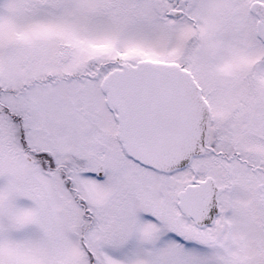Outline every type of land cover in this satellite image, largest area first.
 Returning <instances> with one entry per match:
<instances>
[{
	"label": "snow or ice",
	"instance_id": "6c2138e0",
	"mask_svg": "<svg viewBox=\"0 0 264 264\" xmlns=\"http://www.w3.org/2000/svg\"><path fill=\"white\" fill-rule=\"evenodd\" d=\"M0 264H264V0H0Z\"/></svg>",
	"mask_w": 264,
	"mask_h": 264
}]
</instances>
